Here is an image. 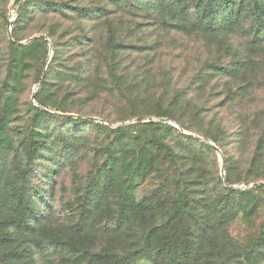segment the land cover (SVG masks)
<instances>
[{"label": "rangeland", "instance_id": "1", "mask_svg": "<svg viewBox=\"0 0 264 264\" xmlns=\"http://www.w3.org/2000/svg\"><path fill=\"white\" fill-rule=\"evenodd\" d=\"M256 1L0 0L3 175L29 176L30 264H102L84 253L139 251L151 230L131 264H264Z\"/></svg>", "mask_w": 264, "mask_h": 264}, {"label": "trees", "instance_id": "2", "mask_svg": "<svg viewBox=\"0 0 264 264\" xmlns=\"http://www.w3.org/2000/svg\"><path fill=\"white\" fill-rule=\"evenodd\" d=\"M261 1L264 0L256 1L255 6L251 7V12L257 14L259 18L263 16V22L261 23L264 25V5L261 6ZM242 8L240 7V9ZM230 11L231 16L232 12H235V9L232 8ZM6 158L5 148H0V264H30L24 256L23 247L27 244L36 243L37 238L35 236V229L27 227L26 224V213L28 211L26 193L29 190V176L27 171H22L23 175H16L10 178L4 177L3 173L6 170L7 163ZM135 214L134 204L129 203L128 207L121 213L124 224H128L131 216ZM155 234L156 231L154 230L144 234L142 238L143 247H140L139 251L136 250L127 255L113 253L105 258L89 255L88 252H85L84 255H88L91 259L103 261L102 264H131L130 258L134 254L150 253L153 251L151 250V246ZM177 243L178 241L175 237L163 238L162 242L158 245L161 248H159L157 254L166 255L167 252H171L176 248ZM52 247L72 255L79 253L75 242L70 240V238L68 241H65L58 236L54 238Z\"/></svg>", "mask_w": 264, "mask_h": 264}, {"label": "water", "instance_id": "3", "mask_svg": "<svg viewBox=\"0 0 264 264\" xmlns=\"http://www.w3.org/2000/svg\"><path fill=\"white\" fill-rule=\"evenodd\" d=\"M8 40L14 43L10 29L8 30Z\"/></svg>", "mask_w": 264, "mask_h": 264}]
</instances>
